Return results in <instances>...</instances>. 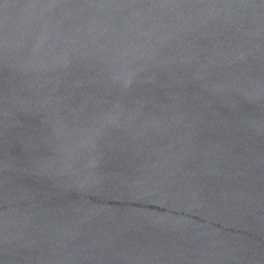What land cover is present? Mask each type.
I'll return each mask as SVG.
<instances>
[{
  "label": "water",
  "instance_id": "1",
  "mask_svg": "<svg viewBox=\"0 0 264 264\" xmlns=\"http://www.w3.org/2000/svg\"><path fill=\"white\" fill-rule=\"evenodd\" d=\"M0 264H264V0H0Z\"/></svg>",
  "mask_w": 264,
  "mask_h": 264
}]
</instances>
